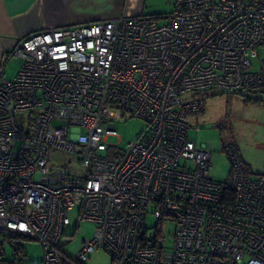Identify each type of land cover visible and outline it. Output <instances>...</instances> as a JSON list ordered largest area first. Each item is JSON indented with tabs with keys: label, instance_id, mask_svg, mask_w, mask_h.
<instances>
[{
	"label": "built area",
	"instance_id": "2783aa9c",
	"mask_svg": "<svg viewBox=\"0 0 264 264\" xmlns=\"http://www.w3.org/2000/svg\"><path fill=\"white\" fill-rule=\"evenodd\" d=\"M260 47L264 0H173L21 37L6 56L22 59L16 74L0 64V264H84L97 249L111 264H264V174L226 142L228 175L212 177L187 121L205 91L264 90ZM129 117L145 132L109 144ZM76 205L94 232L69 257ZM30 240L40 262L26 261Z\"/></svg>",
	"mask_w": 264,
	"mask_h": 264
},
{
	"label": "rangeland",
	"instance_id": "374dc122",
	"mask_svg": "<svg viewBox=\"0 0 264 264\" xmlns=\"http://www.w3.org/2000/svg\"><path fill=\"white\" fill-rule=\"evenodd\" d=\"M169 1L171 0H144L146 6L144 11L151 13L155 8L148 5L162 6ZM258 52L264 58V47L258 48ZM251 62L254 69H258V57H252ZM21 63V58L13 56L7 66L6 77L12 78L16 74L14 67ZM249 93L245 94L260 99V105H246L243 96L239 94L205 91L202 94L205 97V110L190 114L188 117V124L191 125L188 138L197 146H204L211 152L210 175L215 179L223 180L229 172L226 155L218 151L226 142L236 144L253 174L264 173V90ZM116 125L117 135L111 136L108 143L121 149L125 148L136 134L144 133L146 130V122L137 117L117 120ZM78 209L76 205L69 211L70 223L64 228L67 242L61 246V250L69 257H73L80 249L82 240L91 238L94 232L93 223L78 219ZM156 221L155 217L148 216L149 225H154ZM24 248L27 262L36 263L42 260V247L38 242L30 240L26 242ZM5 251L4 258L8 260L11 258V248L6 245ZM84 264H111V260L106 252L97 249L89 255Z\"/></svg>",
	"mask_w": 264,
	"mask_h": 264
},
{
	"label": "crops",
	"instance_id": "0c3cea01",
	"mask_svg": "<svg viewBox=\"0 0 264 264\" xmlns=\"http://www.w3.org/2000/svg\"><path fill=\"white\" fill-rule=\"evenodd\" d=\"M148 6L155 8L154 11L145 13L144 0H0V64L3 74L6 77L7 66L14 55L6 56L19 39L30 32L121 16L163 15L172 11L173 0L162 6ZM19 65L14 67L15 73ZM249 104L260 105V102L246 103ZM239 154L250 170L240 151Z\"/></svg>",
	"mask_w": 264,
	"mask_h": 264
},
{
	"label": "trees",
	"instance_id": "16d2710c",
	"mask_svg": "<svg viewBox=\"0 0 264 264\" xmlns=\"http://www.w3.org/2000/svg\"><path fill=\"white\" fill-rule=\"evenodd\" d=\"M239 95L243 96V101L245 103H252V102L259 103L260 102V99L247 96L246 94H239Z\"/></svg>",
	"mask_w": 264,
	"mask_h": 264
}]
</instances>
